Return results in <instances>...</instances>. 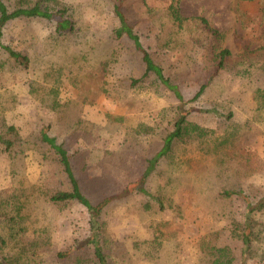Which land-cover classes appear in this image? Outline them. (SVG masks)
Wrapping results in <instances>:
<instances>
[{"label": "rangeland", "instance_id": "obj_1", "mask_svg": "<svg viewBox=\"0 0 264 264\" xmlns=\"http://www.w3.org/2000/svg\"><path fill=\"white\" fill-rule=\"evenodd\" d=\"M5 1L13 7L34 0ZM44 2L67 9L74 28L56 34L55 22L39 17L4 25L2 41L25 55L27 66L0 50V133L12 139L14 132L4 131L12 124L32 142L48 126L96 201L141 173L181 108H192L187 121L204 130L160 158L146 192L124 194L102 211L109 264H214V247L228 252L227 264H264V99L256 97L264 91V0H120L182 100L152 78L130 85L142 67L130 46L113 39L119 0ZM172 4L180 8L179 23L171 19ZM223 48L228 54L218 66ZM53 98L75 101L71 117L43 107ZM19 142L8 150L0 142V207L34 184L24 208L26 235L48 232L40 264H68L54 253L90 234V215L76 202L48 199L47 191L69 187L57 158L42 143L12 156ZM226 188L241 190L250 208L241 195L224 196ZM5 226L0 212V234Z\"/></svg>", "mask_w": 264, "mask_h": 264}, {"label": "trees", "instance_id": "obj_2", "mask_svg": "<svg viewBox=\"0 0 264 264\" xmlns=\"http://www.w3.org/2000/svg\"><path fill=\"white\" fill-rule=\"evenodd\" d=\"M66 11L67 9L65 8L52 10L44 0H34L28 3L19 2L18 5L13 7H10L5 0H0V50L7 53L14 61L23 63V66L26 67L27 57L2 41V29L4 25L15 18L39 17L54 21L55 33L59 34L65 31H72L74 28V24L70 17L66 15ZM170 11L172 14V21L179 23L183 19L180 13V8L177 4H172ZM113 13L117 19V26L113 31V39L124 42L130 46V48L138 54L140 65L142 67L139 77H130V85L152 78V80L157 81L167 90L171 91L176 98L182 100L183 95L178 84L175 83L170 76L165 74L163 67L154 60L152 54L143 46L139 35L134 30L133 24L129 21L123 10L120 0L113 5ZM227 54V49L223 48L220 50V53L218 54V66L223 65ZM61 74L60 69L53 70V73H51L55 79H58ZM205 85L206 84L200 85L192 99H195L200 95ZM36 90L37 89H33L32 91L34 92ZM262 92L264 91L259 88L257 89V99H264ZM74 103L75 101L72 100L60 102L56 98H53L49 104L44 105L43 103V107L54 111L55 113H59L61 117L64 116L65 118H69L71 117L69 116L71 114L70 109ZM191 109L192 108H181L178 113L179 116H177L174 121L173 129L163 136L161 146L146 160L144 169H142L141 173L136 178L126 182L119 192H108L96 201L90 200L86 194L85 188L82 186L79 179V175H77L73 169L71 155L66 148L65 142H59L54 136L50 135L48 126H43L39 130L38 135L35 136L34 140L31 142L28 140L30 137L21 140V138H19V132L12 124L5 125L4 131L14 132L15 135L12 136L11 139L7 138L4 133H0V142L4 144L6 149H10L15 140L20 141L18 145H15L16 149L12 156L27 155L24 151L28 149V147L33 146L34 143L35 147H38V145L42 143L47 146V153L57 158L61 172L64 174V178L67 180L69 187L67 189H54L52 191H47L46 193L49 194L48 199L56 203L76 202L84 206L90 215V234L85 238L79 240L75 239V242L55 252V258L58 262L68 264H109L106 254V241L102 236L103 233L101 231L102 222L100 221V215L102 211L111 201L124 194H130L133 191L146 192L147 190L145 189L144 184L153 173L160 158L168 156L176 146L177 142L180 139H183L184 136L195 139L204 134V130L200 126L187 121L186 116L191 112ZM22 142H24L25 148L20 146V143ZM33 186L34 184L30 182L27 186H21L16 196L8 199L0 207V212L6 215L5 230L0 234V264H40L42 261L39 257L40 251L50 242L48 232L46 230H34L31 235H26V232L29 230L26 226H28L27 221L30 212L27 213L24 208L29 194L33 193ZM221 192L224 196H231L234 194L241 195L246 199V205L250 208L251 203L246 196L242 194L241 190L226 188ZM261 204L264 205V200ZM244 237L243 242L248 244V237ZM5 245H8L10 250L4 251L3 247ZM209 255L210 258H213L214 264H227L230 261L228 252L224 248L221 249L214 247Z\"/></svg>", "mask_w": 264, "mask_h": 264}]
</instances>
